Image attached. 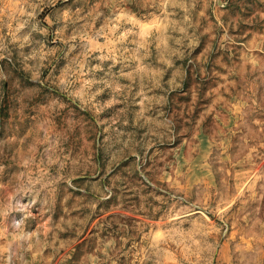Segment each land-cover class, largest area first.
Wrapping results in <instances>:
<instances>
[{
  "label": "rangeland",
  "instance_id": "obj_1",
  "mask_svg": "<svg viewBox=\"0 0 264 264\" xmlns=\"http://www.w3.org/2000/svg\"><path fill=\"white\" fill-rule=\"evenodd\" d=\"M0 264H264V0H0Z\"/></svg>",
  "mask_w": 264,
  "mask_h": 264
}]
</instances>
